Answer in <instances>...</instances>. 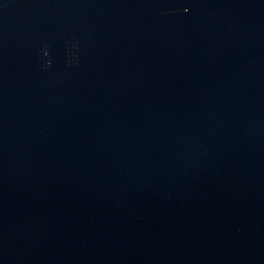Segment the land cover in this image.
Listing matches in <instances>:
<instances>
[{
	"label": "water",
	"instance_id": "obj_1",
	"mask_svg": "<svg viewBox=\"0 0 264 264\" xmlns=\"http://www.w3.org/2000/svg\"><path fill=\"white\" fill-rule=\"evenodd\" d=\"M0 264H264V0H0Z\"/></svg>",
	"mask_w": 264,
	"mask_h": 264
}]
</instances>
